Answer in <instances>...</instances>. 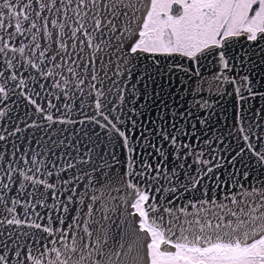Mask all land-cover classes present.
<instances>
[{
  "label": "snow or ice",
  "instance_id": "snow-or-ice-1",
  "mask_svg": "<svg viewBox=\"0 0 264 264\" xmlns=\"http://www.w3.org/2000/svg\"><path fill=\"white\" fill-rule=\"evenodd\" d=\"M224 85L235 147L166 111ZM77 92L80 120L48 99ZM17 99L41 122L0 124V264H264V0H0V117ZM33 128L50 146L7 150Z\"/></svg>",
  "mask_w": 264,
  "mask_h": 264
},
{
  "label": "water",
  "instance_id": "water-1",
  "mask_svg": "<svg viewBox=\"0 0 264 264\" xmlns=\"http://www.w3.org/2000/svg\"><path fill=\"white\" fill-rule=\"evenodd\" d=\"M204 72V75L206 78H209L213 73L217 71V68L209 65L205 69L202 70ZM107 87H110V85H107ZM54 91V90H53ZM87 89H85V93H87ZM233 89L231 85H224V88L221 90V92L218 94L215 89L211 93L208 91H205L202 93V96L205 100L208 101L210 105H212L211 108L206 109H199L193 105L192 95H184L182 100H177L173 97H164L166 102L169 105V109L166 111H176L177 105H181L180 110L188 109L192 113V117L185 120L183 123V127L187 128L189 131H191L192 125H196L197 128L201 129V131H205V127L200 125L198 120L195 119V117H201L204 119H207L209 122V127L214 129L217 134H222L225 137V140L227 143L232 144L233 147L236 146L237 140H231L228 139L227 133L233 132L234 133V124H235V111H236V98L235 95H228V93H232ZM114 99V97H112ZM48 99H51L53 103H56L58 106H60L61 111L69 118V119H75L80 120L83 119V116L81 113H87L88 115H92L95 112L94 106H93V99L86 94L81 97L80 94L77 92L73 99L66 100H56L54 96L48 97ZM197 99H200L197 97ZM83 102L84 107L80 108V104ZM39 103L47 107V101L44 99L39 100ZM64 104H72L74 107L71 111H68L63 107ZM18 105V106H17ZM17 105L9 104V107L13 109V111L6 117H0V124H7V127L9 130H12L15 125L19 124V126L23 127L24 123H31L32 120H36L37 122L40 121V117L37 116L34 111L31 109V106L26 105L25 103L20 102L19 99H17ZM250 105L245 104L243 107L248 108ZM259 106V105H257ZM2 107V105H0ZM55 111V110H53ZM150 119H158L159 115H163L164 112L159 113V115H153L152 113H145ZM210 114V115H209ZM59 115V113H57ZM247 118H253V119H261L260 117H251L250 113H246V119ZM67 128L69 131H72L73 129H85L87 128L89 131H92L95 126L87 125V124H77V125H67V126H61L57 125V130H61L62 128ZM97 132L101 134V138L103 137V130H100L98 128H95ZM199 134V133H198ZM209 137H212V132L208 133ZM29 136L32 137V141H29ZM44 136L45 139H41V137ZM23 137V138H18ZM46 138L47 134L37 131V129H26L23 133H19L17 137H10L8 143V151H11V144H15L18 147L24 148V149H35L37 151H42L47 146H50L46 144ZM93 139H96L95 136H93ZM187 139H191V137H187ZM81 140H84V137L81 135ZM35 141H39V143H36ZM87 143V141H84ZM199 143V142H197ZM216 147H220V144L217 143L215 145ZM199 147H204L202 144L199 145ZM0 150H5V142H0ZM83 151V149H82ZM117 155H120V149L117 148ZM205 152L207 154V149L205 148ZM251 179V177H250ZM50 204L52 203L51 200L48 201ZM40 213L46 215V209L39 208ZM74 214V213H73ZM56 215H60V213H56ZM35 219V217H33ZM39 223H45L46 220H40L37 221ZM70 222V221H68ZM30 233L35 232L34 229H26ZM37 235H39L37 233Z\"/></svg>",
  "mask_w": 264,
  "mask_h": 264
}]
</instances>
